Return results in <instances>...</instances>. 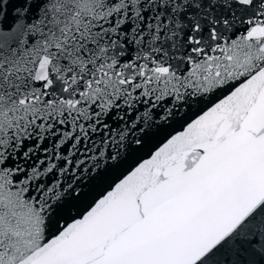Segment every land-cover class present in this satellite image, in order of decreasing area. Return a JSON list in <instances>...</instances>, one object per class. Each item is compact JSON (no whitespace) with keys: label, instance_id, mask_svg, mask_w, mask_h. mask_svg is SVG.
<instances>
[{"label":"snow or ice","instance_id":"obj_1","mask_svg":"<svg viewBox=\"0 0 264 264\" xmlns=\"http://www.w3.org/2000/svg\"><path fill=\"white\" fill-rule=\"evenodd\" d=\"M0 264H264V0H0Z\"/></svg>","mask_w":264,"mask_h":264}]
</instances>
